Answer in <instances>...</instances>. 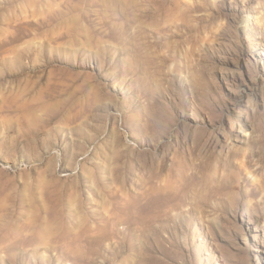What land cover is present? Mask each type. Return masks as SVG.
Returning a JSON list of instances; mask_svg holds the SVG:
<instances>
[{
	"label": "rangeland",
	"instance_id": "1",
	"mask_svg": "<svg viewBox=\"0 0 264 264\" xmlns=\"http://www.w3.org/2000/svg\"><path fill=\"white\" fill-rule=\"evenodd\" d=\"M0 264H264V0H0Z\"/></svg>",
	"mask_w": 264,
	"mask_h": 264
},
{
	"label": "bare ground",
	"instance_id": "2",
	"mask_svg": "<svg viewBox=\"0 0 264 264\" xmlns=\"http://www.w3.org/2000/svg\"><path fill=\"white\" fill-rule=\"evenodd\" d=\"M231 129L243 133V132H246L247 130V124L244 120L237 118L231 122Z\"/></svg>",
	"mask_w": 264,
	"mask_h": 264
}]
</instances>
